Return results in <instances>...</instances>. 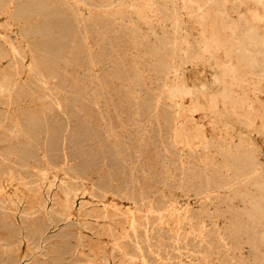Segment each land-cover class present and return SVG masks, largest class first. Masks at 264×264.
Returning a JSON list of instances; mask_svg holds the SVG:
<instances>
[{"label":"rangeland","instance_id":"374dc122","mask_svg":"<svg viewBox=\"0 0 264 264\" xmlns=\"http://www.w3.org/2000/svg\"><path fill=\"white\" fill-rule=\"evenodd\" d=\"M0 264H264V0H0Z\"/></svg>","mask_w":264,"mask_h":264},{"label":"bare ground","instance_id":"6f19581e","mask_svg":"<svg viewBox=\"0 0 264 264\" xmlns=\"http://www.w3.org/2000/svg\"><path fill=\"white\" fill-rule=\"evenodd\" d=\"M175 26H176V25H175ZM260 40H261V39H260ZM252 63H253V62H252ZM252 63H251V64H252ZM213 79H214V78H213ZM215 81H217V80H215ZM216 83H217V82H216ZM202 90H203V89H202ZM185 94H186V93H185Z\"/></svg>","mask_w":264,"mask_h":264}]
</instances>
